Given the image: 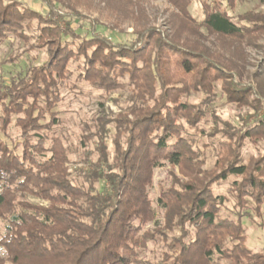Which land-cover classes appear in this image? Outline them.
I'll return each mask as SVG.
<instances>
[{"label": "trees", "instance_id": "16d2710c", "mask_svg": "<svg viewBox=\"0 0 264 264\" xmlns=\"http://www.w3.org/2000/svg\"><path fill=\"white\" fill-rule=\"evenodd\" d=\"M42 1L53 14L58 2ZM161 1L175 9L173 33L135 30L124 44L96 31V24L85 34L71 24L62 31L50 15L0 0V44L10 37L34 40L33 49L47 54L45 63L0 84V131L11 142L0 136V264H264V254L246 245L241 217L219 218L226 198L210 189L212 182L241 178L233 185L237 207L247 208L251 199L260 211L264 156L244 165L230 150L219 160V171L202 173L198 152L184 137V124L196 128L203 118L196 105L184 101L194 92L207 98L212 84L222 81L227 96L238 102H248L243 100L253 91L264 98V58L252 76L255 89H243L234 78L249 79L244 64L219 62L200 32L248 45L264 35V10L235 21L228 8L239 0H212L213 6L203 3L199 23L189 11L192 0ZM63 6L82 17L70 4ZM81 59L83 82L106 96L129 87L134 101L120 118L96 121L95 133L84 136L82 145L96 140L97 158L87 153V169L73 170L55 110L71 63ZM12 126L16 139L9 136ZM111 129L112 153L106 141ZM166 164L180 167L189 181L161 187L163 223L147 229L157 212L148 189L154 170Z\"/></svg>", "mask_w": 264, "mask_h": 264}, {"label": "rangeland", "instance_id": "374dc122", "mask_svg": "<svg viewBox=\"0 0 264 264\" xmlns=\"http://www.w3.org/2000/svg\"><path fill=\"white\" fill-rule=\"evenodd\" d=\"M15 1L41 15H50L48 17L57 21L62 31H66L68 24H71V27L78 33L85 34L91 30L92 24H96V31L111 37L116 43L128 44L134 38L135 30L151 27L169 35L173 33L170 28L175 9L161 0H52L58 2L53 9V14L50 13L51 10L42 0ZM223 1L226 2V0ZM204 2L213 6L212 0H192L189 10L199 23L205 18ZM68 4L73 6L82 17H77L66 6H63ZM262 10H264V6L260 0H239L235 9L228 8L230 16L235 21L248 11ZM200 32L205 36L203 45L209 49L211 54L217 53L216 57L219 62L226 65H229L230 61L238 63L240 66L244 64L250 77L240 80L234 78L235 84H240L243 89H255L256 83H253L252 76L261 70L260 66L264 58L262 52L264 35H259L247 45L246 42L241 44L216 35L210 36L204 29ZM26 35L30 36V33L27 32ZM68 39L71 40L70 37ZM33 45H35L34 40L27 42L15 37H10L0 44V84H9L13 77L24 76L30 68L46 62L47 54L43 50H34ZM238 51L240 53H237ZM239 57L243 61H239ZM173 59L179 60L180 56H174ZM82 65H84L82 59L71 63L69 77L62 83V100L55 110L61 121L57 133L65 147L71 152L70 165L73 170L87 169L88 165L84 162L87 153H89L88 157L97 158L96 140H86L87 145H82L84 136L87 137L91 133H95L96 121L120 118L119 116L124 114L127 107L134 101L133 91L129 87L124 91H116L106 96L100 90L83 82L79 78L83 72ZM235 73L236 71H232L231 74L234 76ZM122 81L125 85L128 84L127 78H122ZM262 86L264 87V84ZM210 91L211 95L207 98L201 93L194 92L184 100L196 105L200 115L203 116L196 128H190L186 123L184 124V137L198 152L201 172H216L219 160L223 159L230 150L236 151L237 158L244 165H250L261 159L264 156V98L255 95L253 91L243 100H248V102H238L227 96L223 90L222 81L213 83ZM206 99L208 101L204 102ZM249 129H255L250 134L252 136L246 135ZM0 136L11 144L2 131H0ZM9 136L13 139L19 137V132L14 126L10 128ZM115 136V130L111 129L106 140L111 153L115 149L113 143ZM240 179L230 176L226 180L211 183L210 189L213 194L226 198L219 218L236 220L241 217L247 247L253 252L264 254V204L260 211H257L255 202L249 199L247 208L237 207L233 185ZM176 180L189 181V178L182 174L180 167L166 164L164 167L154 170L153 182L148 190L154 200L157 212L155 222L148 224L147 229L153 228L155 223L159 224L158 226L161 222L163 223L165 213L157 203L159 191L161 187H175ZM104 186L107 184L103 183L102 187ZM31 201L47 204L39 199L31 198ZM150 249H153V246Z\"/></svg>", "mask_w": 264, "mask_h": 264}]
</instances>
